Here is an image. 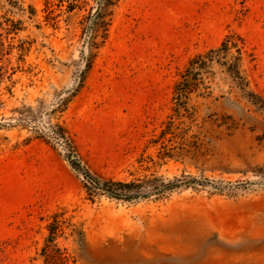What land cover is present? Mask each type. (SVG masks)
I'll list each match as a JSON object with an SVG mask.
<instances>
[{
    "label": "rangeland",
    "instance_id": "rangeland-1",
    "mask_svg": "<svg viewBox=\"0 0 264 264\" xmlns=\"http://www.w3.org/2000/svg\"><path fill=\"white\" fill-rule=\"evenodd\" d=\"M72 2L0 0V264H264V0Z\"/></svg>",
    "mask_w": 264,
    "mask_h": 264
},
{
    "label": "trees",
    "instance_id": "trees-1",
    "mask_svg": "<svg viewBox=\"0 0 264 264\" xmlns=\"http://www.w3.org/2000/svg\"><path fill=\"white\" fill-rule=\"evenodd\" d=\"M76 0L70 3L68 9L73 10L76 7ZM214 52H210V54L205 58H199L197 60H193L190 63V68L187 70L186 77H191V75H195V70L202 69L207 61L209 60L210 56H212ZM188 81V80H187ZM189 81L180 84L177 86V96H181L186 91L185 86H189ZM91 186L93 189L98 190L104 196L109 199L114 200H126L130 201L135 199L138 196V190L141 188V185L136 184V182H124V181H117L113 179H95V178H88ZM44 257L48 264H65V258L63 254L57 249H55L52 245H47L44 249Z\"/></svg>",
    "mask_w": 264,
    "mask_h": 264
}]
</instances>
